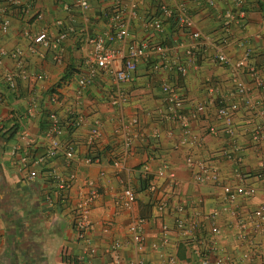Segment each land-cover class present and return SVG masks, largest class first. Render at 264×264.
<instances>
[{
	"label": "crops",
	"instance_id": "obj_1",
	"mask_svg": "<svg viewBox=\"0 0 264 264\" xmlns=\"http://www.w3.org/2000/svg\"><path fill=\"white\" fill-rule=\"evenodd\" d=\"M68 1L0 0V50L6 52L0 54V264H199L193 238L207 241L212 224L218 229L215 252L231 259L246 252L249 257L241 264H264V232L253 233L245 221L264 201V140L250 138L255 126H264V9L257 0H247V10L240 9L238 20L231 21L225 33L221 21L232 10L231 0H213L214 6L206 0H89L86 10L69 8ZM180 1L192 30L204 38L193 39L178 26ZM158 2L173 15L165 17ZM115 3L123 10L127 35L108 47L125 51L138 40L180 43L195 47L196 64L179 77L155 68L158 58L147 49L126 81L117 82L100 70L80 88L76 79L85 71V36L106 30L105 15ZM152 19L162 22V30L146 26ZM4 20L7 24L1 28ZM68 27L73 32L52 48L57 33ZM42 30L49 38L47 46L32 42ZM245 50L246 65L238 68L235 63ZM217 53L224 54L227 63L216 62ZM165 55L171 61L180 59L182 49ZM19 68L25 77H16L10 88L4 75ZM234 80L246 87L243 98ZM163 84L180 94V109H168ZM219 100L237 104L227 121L216 115ZM196 104L204 108L193 117ZM50 113L61 124L56 135L60 146L73 148L70 160L61 150L39 160L50 141ZM77 116L82 120L78 126L67 121ZM92 129L96 136L88 142ZM224 151L232 153L231 160ZM86 157L92 161L86 162ZM186 158L214 168L220 184L244 183L255 191L234 202V214L221 211L227 203L220 185L195 182L191 175L196 166ZM144 164L152 173V192L140 188ZM162 165L173 172L174 182L154 174ZM30 170L36 175L28 179ZM69 173V189L60 190L57 178ZM126 187L135 194L129 207L123 202ZM91 188L96 195L89 203L90 227L86 239L80 240L73 225L74 206ZM157 199L166 208L157 210L151 204ZM176 205L182 207L178 215L198 222L190 235L173 230ZM136 217L143 218L141 244L127 231ZM237 217L246 222L243 239Z\"/></svg>",
	"mask_w": 264,
	"mask_h": 264
},
{
	"label": "built area",
	"instance_id": "obj_2",
	"mask_svg": "<svg viewBox=\"0 0 264 264\" xmlns=\"http://www.w3.org/2000/svg\"><path fill=\"white\" fill-rule=\"evenodd\" d=\"M11 2V0H8ZM89 0H74L73 4L78 9L86 10L88 7ZM208 6H214L213 0H206ZM247 0H231L232 3V10L224 13L223 19L221 21V26L225 33H227L229 23L231 21H237L238 17L241 15L240 6L243 3H246ZM130 10L134 9L135 4L132 2L129 4ZM157 6L161 13L165 17H169L173 15L172 10L165 4L158 2ZM179 7L177 17L175 20L180 26L182 31H187V33L193 38H204L201 33L196 30H192V22L190 17L184 14L183 10V2L180 1L177 5ZM107 28L105 31L94 34V35H86L85 36V43L88 48L86 58L84 60L85 64V71L82 75L78 76L76 79V83L80 88H84L86 85L90 84L92 79L95 77L97 71H104L105 73L109 74L115 81L123 82L129 79L130 74L135 70L137 63L144 58L145 51L147 49L153 51L152 53L157 56L155 68H165L168 70H172L177 76L184 77L188 71V68L194 66L196 64V53L194 46L188 47H181L180 43H174L171 46H166L161 43L149 44L145 40H138L132 42L126 50H119L116 47H108L107 43L122 40L127 35L126 29V21L123 18V10L119 6L118 3L113 4L111 6L110 12L107 13ZM7 24V20H4L1 24V28H5ZM146 26L151 28L152 30L160 31L162 30V22L157 19H152L150 21L145 22ZM73 29L68 27L62 32H58L56 37L51 41L52 48H55L59 42L67 36V34L72 33ZM32 42L36 45H44L47 46L49 44V38L45 31H39L32 37ZM182 49V58L171 61L166 58V52L171 50L176 52L178 49ZM0 54H6L5 51L0 50ZM12 55V54H11ZM10 55V56H11ZM13 57L16 56V53L12 55ZM249 57V53L245 50L242 54V57L235 63V66L240 68L244 67L246 64V59ZM216 62L220 64L227 63V58L222 53H217L214 56ZM247 70L252 74L254 70L247 67ZM16 77H25V72L21 68L16 69L15 71H6L4 75V79L7 82V85L10 88L14 87V81ZM234 87L236 93L243 98L246 95V87L241 81L234 80ZM161 91L165 94V100L168 104L169 110H176L180 109L183 104V99L181 98L180 94L176 91V89L172 88L169 84H163L161 86ZM120 96V95H119ZM117 97V96H116ZM115 101V98L112 100ZM218 106L216 107V115L219 117L225 118L227 121L236 110L237 104L235 102H230L224 104L223 101H218ZM204 108V104H196L193 107V111L191 115L195 117L199 115ZM264 119V114H262ZM177 119H182V116H178ZM80 117H75L71 121V125L78 126L81 123ZM136 120H132V123H135ZM264 122V121H263ZM210 130H213L210 128ZM61 131V124L56 114L50 113L49 114V127L48 133L50 136L49 145L46 148L43 155L39 158L42 160L44 158H49L54 156L58 151H62L64 157L67 160H70L73 154V148L71 146L61 147L56 135ZM96 136V130H91L88 135V142H91L93 138ZM250 138L254 141H263L264 140V126H255L250 133ZM228 159H232V153L228 151H224L222 153ZM23 160V158H22ZM86 162L92 161L90 157L85 158ZM186 163L190 166H196V172H194L191 176L195 182H206L210 181L213 184L220 185L221 193L223 202L227 203L221 208V211L229 212L230 215L234 214L235 207L234 202L238 198L251 196L254 193V188L252 186H248L244 183H237V184H220L219 178L216 170L210 166L205 165L202 162H193L190 158H186ZM152 173L146 164L142 165L141 169V177L144 179H148ZM154 174L159 177L168 180L169 182H174V174L173 172L169 171L166 166L162 165L158 167ZM36 175L34 170H30L27 172L26 177L28 179L33 178ZM262 174H257V176H261ZM73 179V174L69 173L65 177H58L56 180L57 186L60 190H67L70 187V183ZM264 179V176H262ZM147 190L152 192L155 190V186L152 182L147 184ZM96 195V189L91 188L86 194L80 196L79 200L76 202L74 206L75 216L73 219V225L75 227L76 238L80 240H85V233L90 227V222L88 221V210H89V203L92 201L94 196ZM122 195L124 197V205L129 207L135 199V194L130 188H124L122 191ZM154 206L157 210L161 208H166V204L163 200L157 199L154 201ZM173 211L176 215L173 217V230H176L182 236L190 235V233L198 226V222L194 219L184 218L183 215H178L182 212V207L180 205H176L173 208ZM212 215L215 212L211 213ZM249 226V229L253 233L264 232V201L260 202L247 216V220H245ZM241 217H237V225L239 227V237L245 238L246 234V222ZM143 222L142 217H136L128 223L127 231L129 232L131 239L136 244H141L143 240L142 232L140 230V226ZM213 223V222H211ZM167 226L164 224L162 229H166ZM211 236L206 240H198L193 238V240L198 243L195 245L194 252L196 253L195 256L199 264H241L244 260L248 259L249 254L244 252L241 254L240 258H230L224 254H218L214 251L215 249V237L218 234V229L215 225H211L209 229ZM244 234V235H241ZM163 237L162 242H165L166 238ZM194 242V243H195ZM114 247L117 248L118 244L115 243Z\"/></svg>",
	"mask_w": 264,
	"mask_h": 264
},
{
	"label": "trees",
	"instance_id": "obj_3",
	"mask_svg": "<svg viewBox=\"0 0 264 264\" xmlns=\"http://www.w3.org/2000/svg\"><path fill=\"white\" fill-rule=\"evenodd\" d=\"M71 1H72V3H71ZM71 1H68V2H66V3H68V7H69V8H74V5H73L74 0H71ZM257 4H258L262 9H264V0H263V1H261V0H257ZM240 9L246 11V10H247V3L243 4V5L240 7ZM72 120H73V118H72ZM72 120H71V119H67V121H68L69 123H70ZM140 176H141V173H140ZM151 178H152V175H150L148 179H144V177H142V180L140 179L141 181H139V182H140V188H141V189H146V190H147V184H148L149 182H152V181H151ZM152 183H153V182H152ZM151 204L154 205V201H153V200H152Z\"/></svg>",
	"mask_w": 264,
	"mask_h": 264
}]
</instances>
